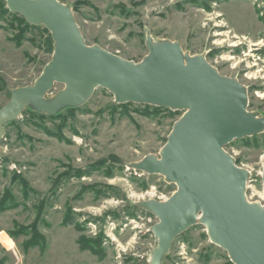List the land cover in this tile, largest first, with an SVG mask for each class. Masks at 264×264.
I'll use <instances>...</instances> for the list:
<instances>
[{"label":"rangeland","instance_id":"1","mask_svg":"<svg viewBox=\"0 0 264 264\" xmlns=\"http://www.w3.org/2000/svg\"><path fill=\"white\" fill-rule=\"evenodd\" d=\"M58 1L70 9L87 46L138 64L148 54L147 40L177 43L184 55L240 84L247 110L264 118V0ZM53 50L43 24L28 23L0 0V109L13 89L37 80ZM63 89L55 83L44 100ZM183 113L119 103L98 87L78 105L49 113L28 103L4 122L0 264H151L158 218L143 203L165 202L177 186L135 165L160 157ZM223 150L249 171L246 200L263 204L264 129ZM161 264L234 262L197 218L172 239Z\"/></svg>","mask_w":264,"mask_h":264},{"label":"water","instance_id":"2","mask_svg":"<svg viewBox=\"0 0 264 264\" xmlns=\"http://www.w3.org/2000/svg\"><path fill=\"white\" fill-rule=\"evenodd\" d=\"M6 6L30 24H43L54 50L32 85L11 91L9 103L0 109V133L3 123L15 119L28 103L52 113L82 103L98 87L119 103L183 110L160 157L147 156L135 165L177 186L167 201L143 203L158 218L152 227L158 243L151 264H161L172 239L197 218L234 264H264V202L246 200L248 172L223 150L234 139L263 129V119L247 110L244 88L204 59L184 55L177 43L147 40L148 54L138 64L89 47L70 9L58 0H6ZM55 83L64 89L46 102L44 96ZM262 183L264 188V165Z\"/></svg>","mask_w":264,"mask_h":264},{"label":"bare ground","instance_id":"3","mask_svg":"<svg viewBox=\"0 0 264 264\" xmlns=\"http://www.w3.org/2000/svg\"><path fill=\"white\" fill-rule=\"evenodd\" d=\"M257 45H260V43H258ZM250 77H254V78H255L256 75L251 74ZM262 96H264V94H263ZM261 119H263V129H264V118H261ZM248 174H249V171H248ZM246 188H248V186H246ZM260 199L264 200V193H263V197L260 198ZM2 239H3V238H2ZM6 240H7V239H5V242H7Z\"/></svg>","mask_w":264,"mask_h":264},{"label":"built area","instance_id":"4","mask_svg":"<svg viewBox=\"0 0 264 264\" xmlns=\"http://www.w3.org/2000/svg\"><path fill=\"white\" fill-rule=\"evenodd\" d=\"M252 45H254V44H252ZM255 45H257V43H255ZM258 58H260L261 56L260 55H258L257 56ZM263 59V60H262ZM262 59L260 60L262 63H264V57H262Z\"/></svg>","mask_w":264,"mask_h":264}]
</instances>
